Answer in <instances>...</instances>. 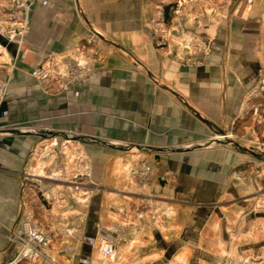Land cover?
<instances>
[{
	"label": "crops",
	"instance_id": "obj_1",
	"mask_svg": "<svg viewBox=\"0 0 264 264\" xmlns=\"http://www.w3.org/2000/svg\"><path fill=\"white\" fill-rule=\"evenodd\" d=\"M178 2L34 1L0 70V264L18 257L36 211L51 245L27 264H101L104 235L105 264H205L244 237L264 264V161L216 142L234 126L264 137L260 121L244 127L264 80V0L208 30ZM195 43L202 63L190 65ZM70 57L91 66L70 91L32 75Z\"/></svg>",
	"mask_w": 264,
	"mask_h": 264
},
{
	"label": "rangeland",
	"instance_id": "obj_2",
	"mask_svg": "<svg viewBox=\"0 0 264 264\" xmlns=\"http://www.w3.org/2000/svg\"><path fill=\"white\" fill-rule=\"evenodd\" d=\"M249 3L250 0H180V2L177 3V8H175V10L178 11L177 14H179L180 11L182 14L184 11H187L189 13V24L193 25V27H195L196 29L208 30L209 28H214L216 25L224 21H230L234 20L235 18H239L240 15L238 10L244 8ZM24 4L25 0H0V70L1 66L4 65V61L2 60H8L11 56V52L8 46H5L4 43H8L9 37L11 36L14 37L13 43L17 40L18 42L21 40L19 35V28L21 27L20 12L23 11ZM155 10L158 11L159 8H155ZM161 22V19L155 18L152 26L157 27ZM13 43H8V45H13ZM200 47L201 46L198 45V43L194 44V47L192 48L196 51V54H193L195 56L194 59H200V52H203V49ZM49 71L50 78L52 77L51 82L54 80L53 86L59 85L57 83L59 78V80H61V85H63L62 89L64 90V87H66L65 90L70 91L74 86L81 83L86 78V76L90 74L91 66L88 62L80 63L78 62V60H76L75 57H70L67 61L60 62V64L58 62H51ZM260 93L264 94V80H262V82L259 84V89L253 91L247 97L246 108H248V113L244 117L245 128L251 127V122H253L254 119L255 121H260L256 124L262 126L264 129V118H261V116L256 114V109L253 112L251 111L255 106L254 103L258 101L254 97L256 95L259 96ZM242 128L243 127H238L237 129H235L234 126L232 131L223 135L219 134L218 137L223 138L220 140L222 142L226 141L235 144L234 146L232 144L230 145L226 143L227 147L236 148L250 158H253L255 160L256 158H258L260 161H264V146H262L264 137L259 138V145L252 144L251 135H246L245 129L242 130ZM241 130L242 132H244L243 134L240 133ZM72 166L73 165H71V168ZM37 199L40 203H43L45 207H47L48 209L50 208V206L47 205L48 201L50 200L45 193H39ZM260 204L262 205L264 204V202H261ZM34 219L47 231L51 230L45 224V219H43V217H40L37 211L35 213ZM252 241L253 240L251 239V237H244L243 240L240 238H237L235 240L233 239L232 242L228 244V255L222 256L216 254L215 258L212 257V260H209V263L205 264H257L259 258L254 257L255 254L252 255L250 253ZM242 247L243 250L247 249V257L243 260H241L240 257ZM99 258L101 259V264L107 263L102 259L100 253Z\"/></svg>",
	"mask_w": 264,
	"mask_h": 264
},
{
	"label": "built area",
	"instance_id": "obj_3",
	"mask_svg": "<svg viewBox=\"0 0 264 264\" xmlns=\"http://www.w3.org/2000/svg\"><path fill=\"white\" fill-rule=\"evenodd\" d=\"M35 0H25L23 11L20 12L21 18V27L19 28V35L22 40L25 34L26 18L28 10L32 7ZM14 37H9L8 43H13ZM20 40V41H21ZM20 41L18 40L13 44L19 45ZM6 43V42H5ZM6 43V46H8ZM201 53V52H200ZM190 65L201 64L202 60L200 59H190L188 60ZM50 64H41L37 67L32 75L39 80L40 82H47L50 78ZM64 77V76H62ZM6 93V85L0 87V104L4 100ZM151 173L150 167H145L142 171L139 172V175L142 177H148ZM24 230L26 238L22 242L21 251L18 257L8 264H27L30 262H36L38 259L44 256V253L51 245L50 233L37 221H35L33 216L27 217L24 221ZM100 253L104 261H114L115 259V240L113 238H106L103 236ZM51 264H56L53 260Z\"/></svg>",
	"mask_w": 264,
	"mask_h": 264
},
{
	"label": "water",
	"instance_id": "obj_4",
	"mask_svg": "<svg viewBox=\"0 0 264 264\" xmlns=\"http://www.w3.org/2000/svg\"><path fill=\"white\" fill-rule=\"evenodd\" d=\"M4 45L6 46V43H4ZM219 143H223V144H226V143H228V144H232V145H234L235 146V144L234 143H232V142H226V141H219ZM227 145V144H226ZM238 148H240V147H238Z\"/></svg>",
	"mask_w": 264,
	"mask_h": 264
}]
</instances>
